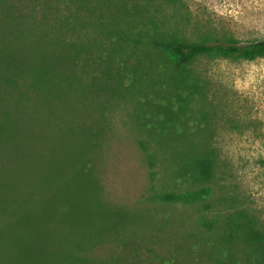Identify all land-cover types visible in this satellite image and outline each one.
Segmentation results:
<instances>
[{
	"label": "rangeland",
	"instance_id": "1",
	"mask_svg": "<svg viewBox=\"0 0 264 264\" xmlns=\"http://www.w3.org/2000/svg\"><path fill=\"white\" fill-rule=\"evenodd\" d=\"M91 7L76 0H0V120L7 114L15 135L9 145L3 139L5 150L0 144V170L20 158L29 168L28 184L33 170L44 164L49 170L63 153L66 129L93 133L104 200L169 219L146 222L136 240L104 245L94 255L103 264H205L194 211L149 199L148 171L128 124L130 106L110 93L114 66L101 53L106 47L91 36L92 28L121 21L111 8ZM156 7L159 28L189 41L264 39V0H159ZM67 43L79 48L77 56ZM47 45L63 49L61 68L73 74L75 89L60 91L58 99L30 86V57ZM14 58L25 66L19 69ZM188 68L204 82V109L212 117L218 166L210 201L219 215L247 212L264 231V56L249 61L201 55Z\"/></svg>",
	"mask_w": 264,
	"mask_h": 264
},
{
	"label": "trees",
	"instance_id": "2",
	"mask_svg": "<svg viewBox=\"0 0 264 264\" xmlns=\"http://www.w3.org/2000/svg\"><path fill=\"white\" fill-rule=\"evenodd\" d=\"M76 1L91 9L111 8L121 21L92 28L91 36L99 38L106 47H100L101 53L113 63L110 93L130 106L128 124L148 171L150 201L194 211L205 264H264V231L255 218L242 210L219 215L210 201L209 184L218 166L210 143L212 117L204 109V82L188 68L201 55L249 61L262 57L264 39L189 41L173 36L159 28L153 14L159 0ZM47 46L30 57V86L58 99L60 91L75 89L73 74L61 68L63 49ZM66 48L77 56L75 44ZM24 61L14 58L13 64L21 69ZM71 130L63 132L69 140L61 141L66 144L63 153L49 170L45 164L33 170L28 184L29 168L20 158L12 160L11 172L1 168L0 264H103L94 255L98 248L136 240L146 222L169 220L108 204L100 184L98 143L90 139L93 133ZM4 138L8 145L15 138L7 114L0 120L5 150Z\"/></svg>",
	"mask_w": 264,
	"mask_h": 264
}]
</instances>
